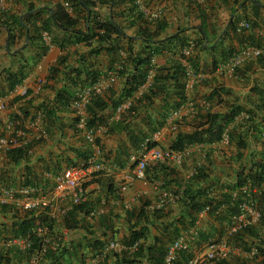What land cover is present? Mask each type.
<instances>
[{"label":"crops","instance_id":"crops-1","mask_svg":"<svg viewBox=\"0 0 264 264\" xmlns=\"http://www.w3.org/2000/svg\"><path fill=\"white\" fill-rule=\"evenodd\" d=\"M67 1L70 3V0ZM114 1V4L101 3L93 7L100 22L108 25L109 22L120 23L125 30V38L135 36L140 23L125 11L129 3ZM141 1L150 8L163 9L162 20L166 24L162 34L164 37L185 29L186 41L199 43L190 55L196 70L188 61L198 79L189 88H185L183 79V94L186 100L176 108H183V119L179 120L178 129H171V110L163 121L158 115L164 102H167V105L176 102L179 104V98L172 89H168L165 100L157 98L153 104L139 106L137 109L135 100L142 92L139 94V90L136 91L127 99L131 102L130 106L134 103V110L123 122L120 121V114L127 109L118 112L117 108L110 107L111 103L103 93L111 88L118 93L124 86L123 78L113 74L111 70L116 66L118 59L126 56L123 49L117 53H108L107 48L110 45L100 43L94 38L91 45L84 41H73L63 48L51 44L46 52L40 55L42 39L35 38L33 28L32 43L22 36L17 43L9 45V30L0 25V99L6 104L5 109L0 111V136L12 133L7 130V123L30 135L35 130L30 123L38 118L39 127L45 132L40 139L26 144L27 153L17 161L11 159L5 150L0 151V189L31 182L40 186H37L38 189L30 198L18 195L15 199L0 204V240L5 241L0 247V254L3 256L0 264L51 263L49 259L41 256L44 250L37 255L35 252H28V248H24L20 242L13 241L24 237L21 235L23 226L38 222L37 212L24 211L20 206L22 201L31 198L47 204L43 208V213L48 217L45 225H50L52 234L62 239L65 250L57 254L56 264H122L123 258H133L124 257L122 251L130 253L135 250L130 249L133 245L127 247L124 244L130 236V231L142 227L147 229L145 237L140 239L144 246L143 253L129 264L162 263L163 256L161 262L146 253L147 248L165 249L169 240L174 237L173 231L177 230V234H181L191 229L197 232L196 239L193 240L195 250L197 247L202 248V241H205L201 240L203 237L200 233L214 234L213 238L227 241L233 251L226 259L231 264H264V215L253 226L256 236L244 234L236 241L239 233H227V218L219 220L208 214L198 218L199 211L195 210L197 225L194 223L189 226L185 215L187 208L179 202L182 196L177 201L169 200L162 208H154L165 191L179 192L182 195L185 174L195 168L204 167L209 197H217L225 192L235 196L239 191L242 192L235 185L238 174L243 170L247 171L245 168L249 167L251 162L264 160V52L261 55L262 62L259 57L248 59L236 67L234 72L225 67L241 47H264V0ZM4 3V8L0 5V11L20 18H25L30 8L34 12L40 11L34 20L37 24L46 20L58 6L64 8L61 0H5ZM85 13L74 6L70 15L82 16ZM130 21L135 22L130 25ZM242 21L249 22L250 29L241 28ZM15 32L18 34L16 29ZM43 32L41 31V34ZM54 33L58 39L64 36L63 31L55 30ZM117 41L121 48L127 46V41L122 36L115 38V42ZM97 46L102 47L101 52L92 55L91 48ZM131 46L134 52L138 50V44ZM156 47L158 50L151 59L147 76L150 73L154 75L156 68H170L175 60L180 59L176 49L170 51L167 44H157ZM61 59L63 61H60ZM21 66H24L23 79L9 88L8 72H16ZM75 69H83L82 80L86 75L84 71L93 69L100 74L96 82L111 84L99 94L107 103V107L104 110L93 109L107 124L96 125L101 130L98 140L102 146L99 159L102 169L95 172L84 184L86 202L81 211L73 210L68 200H62L55 195L53 181L46 175L49 172L57 173L71 163H81L91 154L89 144L75 129L76 116L73 109L70 105L60 107L55 104L56 94L65 85L76 92L85 86L76 87L71 83ZM76 80L80 82L79 78ZM189 104H194V108ZM234 107L240 111L235 114V121L230 122L225 130L231 132L232 128H235L236 136L243 137L245 147L238 150L234 141H230L228 147H221L219 143H193V153L181 166L170 167L171 165L165 163L150 161L146 171L147 178L139 180L132 177L135 159L143 153L140 146L143 139L156 137L155 142L166 147V143H172L180 130H191L190 126H186V121L197 122L206 111L225 114ZM241 113H246L249 118L237 119ZM184 117L186 121H183ZM153 118L154 122L151 123ZM158 121H161L159 125ZM134 135L139 138L132 139ZM223 148L224 152L221 151ZM204 155L206 158L201 160ZM253 193L258 195L257 192ZM252 200L262 206L257 203L258 197ZM220 207L222 209L226 206ZM142 209L144 217L139 215ZM154 211L160 216L155 215ZM42 216L44 217L43 214ZM218 226L224 231L221 237L215 233ZM53 242L48 241V248L53 249ZM111 242H116L118 247L110 248ZM254 248L257 249L255 256L250 254ZM194 252L190 251L191 254Z\"/></svg>","mask_w":264,"mask_h":264},{"label":"trees","instance_id":"trees-1","mask_svg":"<svg viewBox=\"0 0 264 264\" xmlns=\"http://www.w3.org/2000/svg\"><path fill=\"white\" fill-rule=\"evenodd\" d=\"M118 2H127L129 5L125 8V11L128 12L132 16V18L140 23L138 31L136 32L135 36L125 38V30L120 23L113 24V22H109L108 24H103L100 22V19L96 15L93 7L97 4L101 3H109L113 2L114 0H70L71 6L79 7L82 11L86 12L85 15L82 16H72L62 7L58 6L55 10L52 11V14H49L46 20L37 24L34 20L35 17L40 13V11L34 12L32 8L29 9V14L25 18H20L18 16L10 15L6 11H0V25L5 26L9 30V45L15 44L18 40L24 36L26 40L30 43L33 42V38L31 35V28L35 33V38L41 40V31H46L51 35V43L53 45H57L60 48L65 47L66 45L74 42L84 41L86 44L91 45V40L96 38L100 43H108L110 45L107 48L108 53L116 52L118 50H124L126 52V56L120 58L116 61V66L112 67L111 70L117 74V76L123 78L124 86L121 90L115 92L112 88L108 90L106 93H103L107 100L111 103L110 107L112 109H116L124 100L132 97V95L138 91L141 85L144 84L147 78V74L150 68L151 59L155 52H157L156 45H164L167 44L170 51L172 49H176L178 52V56L183 58L181 50L187 45L186 37L184 35L185 29L178 30L175 34L170 36L164 37L162 34L164 33V29L166 24L162 20V18L155 20L153 23H148L144 18L143 14L140 12L139 6L136 3V0H117ZM135 21H130V25H132ZM81 26V27H80ZM18 32V34L15 32ZM59 30L64 32V36L61 38H57L55 36L54 31ZM38 34V35H37ZM40 34V38H39ZM122 38L126 39L127 46L125 48H121L119 41L115 42V38ZM163 36V37H162ZM205 38V37H204ZM186 41V42H185ZM40 45V55L44 54L47 50V45L43 44L41 40ZM134 43L138 44V50L134 52V49L131 45ZM199 43H196V46ZM102 47H92L91 54L97 55L101 52ZM180 59L175 60V62L171 65L170 68L168 67H159L156 68L155 73L152 77V82L150 86L144 90L139 98H136L135 103H137V107L139 106H147L154 103V100L157 98L165 100L164 97L167 96L168 89L175 90L174 92L179 98V104L176 102L172 105H167L168 103L164 102L161 106L162 111L160 110L158 115L159 119L162 121L165 119L166 115L169 113L170 110L176 109L181 103H184L186 98L184 96V67L180 61ZM261 62L263 61L262 56L258 58ZM60 61H63L61 59ZM187 61H189L194 69L196 70V66L194 60L190 57H187ZM54 70V69H53ZM110 70V71H111ZM74 77H71V83L76 86L80 87L87 84H92L97 81L100 74L96 70H85L84 74L85 79L82 80V73L83 69L80 70H73ZM24 76V66H21L20 69L16 72H8V80H9V88L14 87L17 83H20ZM76 78L80 79V82L76 80ZM170 86L168 87V85ZM75 90L72 91L70 87L66 85L56 94L55 97V104L64 107L70 105L72 98L75 95ZM111 95H108V94ZM134 103L131 104L127 108V110L120 114V121H126V118L129 116L130 112L134 110ZM165 105V106H164ZM107 107V103L101 97V95L95 96L92 98L91 102L87 106V111L89 113V124L90 125H98V123L105 124L104 120L98 114H96L93 109L104 110ZM54 108V107H53ZM52 111V109L50 110ZM240 110L236 107L234 109L229 110L225 114L214 113L210 111H206L205 114L200 116V119L197 122L192 123L191 121H186L187 125L191 127L190 131H182L180 130L177 134L175 140L171 143V148L176 150H181L189 144L193 143H204V144H212L218 142L221 138L222 133L228 128L230 122L233 121L235 114H237ZM150 121V119H147ZM188 120V119H187ZM154 122V118L152 122ZM161 121L157 122L159 125ZM237 130L232 128L231 132L229 131L230 141H234L236 148L239 150L240 147H245L243 137L236 136ZM137 137L136 135L132 136L131 138L134 139ZM139 138V137H137ZM137 142L140 143L139 140ZM151 145H156L153 142ZM28 145L21 146L14 149H9L6 151V154L11 157L14 161H17L20 157L24 156L27 153ZM88 155L86 156V158ZM239 157V156H238ZM76 164V163H71ZM164 166V165H162ZM163 168V167H162ZM247 171H242L237 176L236 187L238 190L249 181L253 186H260L264 182V160L259 159L251 162L249 167H246ZM165 170V168H164ZM147 171V168H146ZM171 174V172H170ZM147 178V175H146ZM207 176L204 172V167L199 170V172L192 177L186 179L185 187L181 191L182 197L180 199V203L183 204L184 207L187 208L186 218H188V225L193 226L196 220V216H194V212L199 211L205 205L209 204L210 210L207 213L208 216L214 215L215 219L223 220L229 219V215L237 212L238 204L243 201L245 198L250 197L254 199L258 197L257 203L262 204V194H258L257 196L254 193L249 191V194L238 192L235 196L228 193H220L217 197H209L207 194L206 181ZM26 185H33L40 187L37 183L31 182V184ZM251 187V188H252ZM259 193V192H258ZM86 200H84L81 204L72 205L73 210H83ZM147 204V203H146ZM221 205H225V208L221 209ZM27 211V210H24ZM159 212V211H157ZM144 210L139 213L140 217H144L143 215ZM155 215L156 212H153ZM44 215V217L42 216ZM147 215V214H146ZM47 214L41 212L39 215H36V219L38 222H34L31 225H27L26 227H22V236L30 241V245L27 249L28 252H35L39 255L43 250V254L41 255L43 258H47L51 261L50 264H56V259H58V253L61 254L65 250L62 246L56 249L48 248V241H54L58 235H53L51 231L50 225H45L47 222ZM25 223V222H24ZM37 225H43L47 227L48 232L46 235H39L34 232V229ZM254 225L244 227L237 231L236 241L240 240L244 234H249L251 236H256L257 234L255 229L253 228ZM146 227H142L139 230H131L130 236L126 243H124L127 247H130L137 243L135 250L130 253L123 250L122 254L124 257H133V258H123L122 264H129L134 262L135 258L143 253L144 246L140 243V239L145 237ZM219 230V231H218ZM164 231V230H162ZM218 231V232H217ZM200 233V231H199ZM215 233H218V237H221L224 231L222 229L216 228ZM172 234L174 235L173 239L178 236L177 230L173 231ZM201 234V240L207 241L208 238H213L214 234L207 235L204 232ZM240 236V237H238ZM18 237V236H17ZM216 237V238H218ZM172 239V240H173ZM169 240V241H172ZM62 242V240H61ZM240 243V241H238ZM165 252V249L161 248H153L149 247L146 250V253L151 254L153 258L160 259L162 262V256ZM117 254V253H115ZM186 253L182 254L181 259L176 262V264H185L187 259ZM262 255V251H261ZM3 256L0 254V262ZM160 263V262H159ZM158 264V263H155ZM162 264V263H160ZM218 264H231L229 260H223Z\"/></svg>","mask_w":264,"mask_h":264},{"label":"built area","instance_id":"built-area-1","mask_svg":"<svg viewBox=\"0 0 264 264\" xmlns=\"http://www.w3.org/2000/svg\"><path fill=\"white\" fill-rule=\"evenodd\" d=\"M4 1L0 0V5L4 8ZM63 6L67 13L71 14L72 6L67 0H61ZM136 3L139 6L140 12L143 14V18L148 23H153L155 20L162 18L164 11L160 7L150 8L147 5H144L141 0H136ZM249 23L242 21L240 27L243 29L249 28ZM41 39L46 45H50L51 37L47 32L41 34ZM195 42L189 41L188 44L182 49L181 62L184 67V79H185V88L192 87L195 81L198 79V75L191 67L190 63L187 61V57L191 55L192 49L195 48ZM264 52V47L246 45L241 47L237 53L232 57L230 62H228L225 67L230 72H234L235 68L242 64L244 61L257 58L262 55ZM152 75L150 73L146 81L139 88V94L143 90L147 89L152 82ZM113 78L110 79L112 82ZM110 86L109 83L105 82H96L91 85L83 86L77 90L74 97L70 102V107L73 109L76 116L75 120V129L83 136L85 141L89 144L91 154L85 159V161L77 164H69L63 170L57 173H47L46 175L50 177L53 181V192L57 197L62 200H68L71 205L81 204L85 198L84 184L88 179L94 176L95 172H98L102 169L101 162L99 161L102 154V146L99 142V133L101 132L100 128L96 125L89 124V113L87 111V106L91 102V99L98 95L102 90H105ZM130 101L126 100L117 107V111L126 110L130 106ZM191 108H194V104H189ZM189 106V108H190ZM6 107L4 101L0 99V111H3ZM182 109L174 110L170 113L169 118L174 121L175 119H180L182 117ZM249 117L246 113H241L237 116V119L247 120ZM235 121V120H233ZM39 118L31 122V127H34L30 135H26L22 130L16 128L13 124L7 123V130H11L12 133L8 136H0V151L9 150L21 147L26 145L33 140L40 139L45 132L39 127ZM171 129H176V126L172 123ZM156 141V137H148L143 139L141 142V149L143 153L135 159V165L132 169V177L135 179L143 180L146 178V168L149 162H160L168 165H180L185 160V158L192 152V147H186L182 150H175L171 148L161 147L159 145H151ZM264 143V139H263ZM219 144L221 146H227L229 144V134L225 130L220 138ZM191 174V172H190ZM188 177V176H187ZM249 181L245 183L240 190L243 193L249 194V190L252 192H259L262 194V206L257 205L250 197L245 198L238 204L237 212L229 215L228 221V230L227 233L232 234L238 230L254 225L258 223L264 215V182L258 186H253ZM38 187L33 185H20L18 187H3L0 189V204H5L9 199H15L18 195H23L26 198H30ZM250 190V191H251ZM254 190V191H253ZM180 193H173L165 191L162 196L159 198L158 203L154 208H162L169 200L177 201L180 198ZM21 208L23 210H34L39 215L43 212V208L47 204L43 203L37 199H26L22 201ZM210 210L209 204L205 205L202 209L199 210L198 218H201L207 214ZM93 214V213H92ZM197 225V223H195ZM34 232L43 236L48 232L47 227L43 225H37L34 229ZM197 232L194 229L185 231L178 236H176L172 241H170L163 255L162 264H176L177 261L181 259L182 254L186 253L187 259L185 264H218L223 260H226L233 251L229 248L227 241L218 240L215 238H208L207 241H204L202 248L197 247L195 250L193 240L196 239ZM61 237L58 236L53 244V249L59 248L61 245ZM20 242L23 247L28 248L30 241L25 237H18L13 240ZM9 241V242H13ZM5 244L4 240H0V247ZM110 248L118 247L116 242H111L109 244ZM137 243H135L130 249H135ZM191 250H194V253H190ZM250 254L255 256L257 255V249L254 248L250 251ZM82 264V263H79Z\"/></svg>","mask_w":264,"mask_h":264},{"label":"clouds","instance_id":"clouds-1","mask_svg":"<svg viewBox=\"0 0 264 264\" xmlns=\"http://www.w3.org/2000/svg\"><path fill=\"white\" fill-rule=\"evenodd\" d=\"M247 22V21H246ZM249 23V22H248ZM249 25H250V23H249ZM248 29V28H247ZM249 29H250V26H249ZM49 34V33H48ZM51 37V36H50ZM43 44H45V43H43ZM52 43L50 42V45H51ZM46 45V44H45ZM50 45H47V46H50ZM195 47H196V44H195ZM181 52H182V50H181ZM190 57V56H189ZM181 61V60H180ZM182 63V62H181ZM113 74H115V72L113 73ZM94 83H96V82H94ZM93 84V83H92ZM87 85H91V84H87ZM87 85H85V86H87ZM110 86H111V84H110ZM109 86V87H110ZM108 87V88H109ZM107 89V88H106ZM139 90V89H138ZM103 91L104 90H102V93H103ZM100 94V93H99ZM98 94V95H99ZM98 95H96V96H98ZM95 97V96H94ZM93 97V98H94ZM92 100V99H91ZM124 101H126V100H124ZM123 101V102H124ZM122 102V103H123ZM174 110H177V109H173V110H171V112L172 111H174ZM181 119H183V116L180 118V119H175L172 123L176 126V128L178 129V127H179V120H181ZM183 121H186V118L184 117V120ZM182 121V122H183ZM186 126H188L187 124H186ZM190 131V130H189ZM228 132V134H229V131H227ZM220 141V140H219ZM219 141L218 142H215V143H212V144H216V143H219ZM156 143V142H155ZM199 144H201V143H199ZM141 145V144H140ZM156 145H158L157 143H156ZM192 145L193 144H189V145H187L186 147H192ZM230 145V135H229V144L227 145V146H229ZM160 146V145H159ZM170 146H171V144H170ZM166 147V148H171V147ZM227 146H221V147H227ZM161 147H163V146H161ZM186 147H184V148H186ZM183 148V149H184ZM172 149V148H171ZM197 149H199V147H197ZM176 150V149H175ZM182 150V149H181ZM221 151H223L224 152V148L221 150ZM193 153V150H192V152L185 158V160L182 162V164L186 161V159L188 158V157H190L191 156V154ZM208 156V155H207ZM206 158V155H204V156H201V160H204ZM77 164V163H76ZM163 164V163H162ZM182 164H180V165H177V166H181ZM170 167H176V165H173V166H170ZM199 170H200V168H195L192 172H191V174L188 172V173H186L185 174V178L186 179H188V178H190V177H192L193 175H195V174H197L198 172H199ZM188 176V177H187ZM252 199V198H251Z\"/></svg>","mask_w":264,"mask_h":264},{"label":"rangeland","instance_id":"rangeland-1","mask_svg":"<svg viewBox=\"0 0 264 264\" xmlns=\"http://www.w3.org/2000/svg\"><path fill=\"white\" fill-rule=\"evenodd\" d=\"M171 143H166V147H169ZM228 147V146H227ZM204 243V241H202ZM194 251V250H193Z\"/></svg>","mask_w":264,"mask_h":264}]
</instances>
